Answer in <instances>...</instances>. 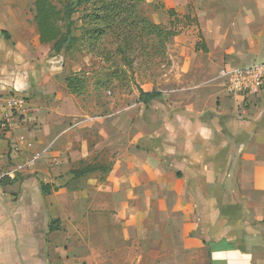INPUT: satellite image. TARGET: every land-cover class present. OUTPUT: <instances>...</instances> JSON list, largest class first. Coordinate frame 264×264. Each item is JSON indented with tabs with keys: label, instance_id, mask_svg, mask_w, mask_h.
I'll list each match as a JSON object with an SVG mask.
<instances>
[{
	"label": "crops",
	"instance_id": "1",
	"mask_svg": "<svg viewBox=\"0 0 264 264\" xmlns=\"http://www.w3.org/2000/svg\"><path fill=\"white\" fill-rule=\"evenodd\" d=\"M147 2L158 24L188 28L180 43L196 26L210 83L140 104L159 109L142 114L136 135L133 114L100 120L82 110L62 79L63 54L39 42L34 0H0V264H264V87L230 95L219 77L264 59V0ZM14 99L23 104L10 108ZM123 117L132 126L120 131ZM104 154L113 162L105 180L70 175L103 167ZM41 184L54 190L43 195ZM130 199L148 205L131 209ZM156 200L166 207L158 220ZM90 215L94 241L80 229ZM121 234L133 256L120 263Z\"/></svg>",
	"mask_w": 264,
	"mask_h": 264
},
{
	"label": "rangeland",
	"instance_id": "2",
	"mask_svg": "<svg viewBox=\"0 0 264 264\" xmlns=\"http://www.w3.org/2000/svg\"><path fill=\"white\" fill-rule=\"evenodd\" d=\"M51 1L62 12L72 11L69 20L58 19V26L62 32H65L66 27L70 25L71 36L76 38V42L69 45L64 53L62 52V79L65 77L66 79L75 78L76 84L80 85L79 94L72 95L76 96L80 107L90 118L103 120L112 115L133 114L135 116L134 130L136 135L141 134L142 114L149 111L151 114H155L159 107L154 105L153 108H148L140 105L138 102L139 89L146 92H166L184 90L187 86L192 85L204 88L207 87V83H210V73L208 72L210 62L209 58L202 54L204 52L199 53V49L205 45V42L197 32L196 26H189L190 28L187 30L191 31L188 36L190 40H184L183 43L176 41V36L188 28L182 26L178 20L165 27L158 24L155 16L158 9L148 4V0L136 6V11L130 19L133 26L127 29L130 34L128 41L124 40L123 36H118L117 32L110 33L105 30L106 32L96 42L90 40L85 20V16L90 14L92 3L75 7L76 0ZM192 36L198 39L195 46L193 38L191 39ZM250 63H264V59ZM119 122L120 131L128 130L132 126L126 117H123V120ZM122 143H126V141L124 140ZM134 146L138 150L142 149V144L137 143V139L134 141ZM164 160L171 165L168 172L182 178L181 171L168 159L164 158ZM102 163L103 167L95 169L97 172L94 173V171L86 178L105 180L112 171L113 162L110 155L104 154ZM120 171L118 176H122L124 173V177H126L129 172V176L132 177L130 173L132 170ZM141 173L140 171V178H142ZM119 187L123 189L125 185ZM130 187L136 188L141 185L135 184ZM156 187L152 186V189L157 194H163L164 188ZM185 187L188 190L189 185ZM122 196L120 191L119 199H122ZM146 203L143 204L142 201L134 203L132 199L124 201L125 206L131 209L137 208V206L138 208L146 207L148 205ZM160 203L165 207V201L156 200L149 203V208L154 213L157 212L156 220L161 218L158 211L161 208ZM106 218L108 217L103 218L104 221L107 220ZM128 219V217L121 218L120 224H124ZM96 223V216L90 215L89 222L83 223L80 227L92 241L95 239L96 226L99 224L96 225ZM121 236L123 237L122 234L119 235V237ZM120 243L122 246L112 254L121 263L125 259L132 258L133 252L127 247L128 242H125L124 237L120 238Z\"/></svg>",
	"mask_w": 264,
	"mask_h": 264
},
{
	"label": "trees",
	"instance_id": "3",
	"mask_svg": "<svg viewBox=\"0 0 264 264\" xmlns=\"http://www.w3.org/2000/svg\"><path fill=\"white\" fill-rule=\"evenodd\" d=\"M146 0H76L75 7H80L87 3H92L90 14L85 16L86 26L90 40L96 42L97 39L106 31L110 33L117 32L118 36L128 41V28L133 26L130 21L132 19L136 6ZM34 21L38 28L39 42L41 44H51L52 51L58 55L64 53L69 45L76 42V38L71 36L70 25L66 27L65 32L58 26L59 18L70 19L72 11L62 12L58 10L51 0H34ZM106 30V31H105ZM9 39L8 34H3ZM171 36V35H170ZM75 78L65 79L67 89L73 95L79 94V84H76ZM161 97L159 92H144L138 90V102L144 106L149 105L153 101H157ZM95 171L93 167H86L80 170L70 172L74 179L85 177ZM43 195L50 194L54 189L49 185H40ZM60 222L53 221L49 225V232L58 231Z\"/></svg>",
	"mask_w": 264,
	"mask_h": 264
},
{
	"label": "built area",
	"instance_id": "4",
	"mask_svg": "<svg viewBox=\"0 0 264 264\" xmlns=\"http://www.w3.org/2000/svg\"><path fill=\"white\" fill-rule=\"evenodd\" d=\"M219 77L224 81L226 92L230 95H258L264 87V63L252 64L243 68L223 69ZM22 100H12L8 106L16 108Z\"/></svg>",
	"mask_w": 264,
	"mask_h": 264
}]
</instances>
